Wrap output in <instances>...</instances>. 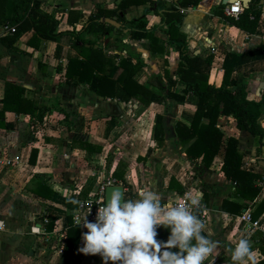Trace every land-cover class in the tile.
<instances>
[{"label":"crops","instance_id":"obj_1","mask_svg":"<svg viewBox=\"0 0 264 264\" xmlns=\"http://www.w3.org/2000/svg\"><path fill=\"white\" fill-rule=\"evenodd\" d=\"M119 1L29 0L26 6L23 0H0V38L6 34L1 30L2 23L21 29L11 47L0 41V160L10 161L9 165L0 163V264H103L100 256L78 251L82 247L81 233L87 229L75 226L72 217L78 205L70 200L95 196L97 187L106 179L123 187L125 199L136 198L138 189L143 187H154L164 203L186 194H202L204 210H197L206 226L202 234L219 242L205 264H230L224 246L242 237L249 239L256 264H264V209L255 219L250 215L264 195V181L255 182L261 189L249 201L235 194L233 182L224 178L220 157L214 156L210 165L204 167L200 153L196 157L187 155L185 147L189 142H177L173 124L177 120L189 124L196 97L169 99L162 90L146 83L149 75L157 74L164 87L167 80L174 81L169 87L172 94L182 95L183 84L174 74L178 54L164 42L162 33L154 31L153 35L163 45V54L152 53L147 39H121L126 49L140 53L145 65L136 81L151 91L147 105L134 98L124 102L99 96L83 84L66 79L67 60L79 57L69 47L67 35L54 41L29 40L34 34L28 18L33 2L58 21L56 32H66L72 28L77 31L90 14L111 8ZM219 5L226 6L220 0H200L194 6L180 7L178 29L185 35L186 48L192 55L211 56L208 83L218 86L223 74L228 79L239 78L246 98L257 101L264 96V0L256 3L259 15L253 33L230 23L224 17H228L224 7ZM155 6L132 3L116 13L126 22L146 14L148 27L160 26L158 13L152 12ZM220 11L223 17L217 15ZM105 17L116 20V15ZM110 31L95 45L105 53L125 55V49L113 45L114 30ZM120 71L115 63L108 77L114 80ZM6 82L24 89L21 98L39 99L46 105L41 123L26 113L2 109ZM156 114L162 116V142L151 138ZM257 122L264 129V107ZM216 127L224 136L236 139L242 152L240 168L261 170L263 177L264 171L252 155V136L235 129L231 117L219 115ZM260 159L264 160V135ZM48 192L51 194L47 198ZM232 203L245 208L232 213ZM244 212L258 226L247 227L240 219ZM68 225L70 246L65 247ZM157 231L159 241H166L170 235V230L163 227Z\"/></svg>","mask_w":264,"mask_h":264},{"label":"trees","instance_id":"obj_2","mask_svg":"<svg viewBox=\"0 0 264 264\" xmlns=\"http://www.w3.org/2000/svg\"><path fill=\"white\" fill-rule=\"evenodd\" d=\"M23 1L27 6L29 0ZM199 1L170 0L167 4L161 0H120L117 5L111 8H101L96 14H90L86 22L77 31L72 28V30L66 32H56L58 21L53 18L51 13L41 10L37 2H33L28 11V18L33 23L34 34L30 36L29 40L34 38L54 41L60 35H67L69 47L79 57L67 60L64 70L66 79H69L71 83L83 84L89 91L99 96L115 98L124 102L134 98L143 105H147L151 91L136 81V77L145 65L140 53L134 49H126V45L121 42V39H147L149 47L147 48L152 53L163 54V45H159L158 39L153 35L154 31L162 33L165 36L164 42L171 45L178 54L174 74L177 80L183 84L182 95L172 94L169 87L174 84V81L167 80V87H164L161 77L157 74L149 75L146 83L150 87L162 90L163 95L169 99L183 100L185 95L196 97L189 124L186 125L178 120L173 124L177 142L181 145H186L189 142L185 147L186 154L196 157L200 153L201 165L204 167L210 165L214 156L220 157V171L225 179L235 185L234 193L239 197L252 201L259 195L261 189L255 182L257 180L264 181V175L261 177V170L247 171L240 168L242 152L237 147V141L232 136L223 135L216 127V119L219 115L231 117L235 129L247 131L253 138L252 155L256 160H259L264 129L259 125L257 119L263 111L264 96L257 101L246 98L245 86L241 80L239 78L228 79L224 74L218 86L208 83L211 56L192 55L186 48L185 35L178 29L181 22L179 8L194 6ZM257 2L258 0H250L249 6L242 8L235 17L231 15L224 17L237 28L247 33H253L259 15L258 9H255ZM132 3L147 4L150 7L155 4V9L152 12L158 13L162 24L148 27L146 14L131 22H126L116 12ZM219 7L224 6L219 5ZM115 15L116 21L123 24L121 26L125 28V31L98 21L99 17ZM217 15L223 17L221 11L217 12ZM67 24L72 25L69 22ZM111 29L114 30L112 34L113 45L125 49V55L114 56V54L103 52L101 47L95 45L99 39L109 36ZM20 31L19 28L12 33L4 34L0 38L1 43L5 47H11V44L19 37ZM261 51L264 55V48ZM115 63L121 68V71L112 80L108 77V73ZM163 75H166L165 71ZM23 91L24 89L19 85L6 82L3 98L1 99L2 109L26 113L36 123H41L48 108L39 99L21 98L20 94ZM12 105L13 108L11 109L10 106ZM64 118H66V115H64ZM162 135V116L156 114L151 138L154 142H162ZM201 190L203 193L202 187ZM34 192L38 193L39 191L35 189ZM50 194L48 192L46 197H50ZM233 205L234 211L232 213H240L245 208L240 204ZM263 209L264 195L250 213L251 219H255ZM67 222H70L69 217H67ZM70 230L71 227L68 225L65 233V247L70 246V243L67 242L68 236L70 237Z\"/></svg>","mask_w":264,"mask_h":264},{"label":"clouds","instance_id":"obj_3","mask_svg":"<svg viewBox=\"0 0 264 264\" xmlns=\"http://www.w3.org/2000/svg\"><path fill=\"white\" fill-rule=\"evenodd\" d=\"M163 199L154 187L140 188L136 198L127 200L119 187H111L99 201L94 221L87 219L91 201L86 214L76 216L75 226L87 229L78 251L100 256L103 264H205L219 242L202 234L206 226L197 215L202 194ZM70 203L81 205L75 199ZM159 227L170 230L166 241L157 240ZM224 249L230 264H256L247 238L230 240Z\"/></svg>","mask_w":264,"mask_h":264},{"label":"built area","instance_id":"obj_4","mask_svg":"<svg viewBox=\"0 0 264 264\" xmlns=\"http://www.w3.org/2000/svg\"><path fill=\"white\" fill-rule=\"evenodd\" d=\"M241 9L242 8H241L240 3L238 1H233V2H230V3L226 4V6H224L223 12L226 15L236 16V14H238L241 11ZM1 30L4 33H12V32L15 31V27L14 26H11V25H8L6 23H2L1 24ZM0 163L1 164H5V165H9L10 164V161L7 160V159H5V160H0ZM113 183H114L113 180L106 179L101 184H99V186L97 187L95 196L88 197L86 199L81 200L80 201L81 202V205H78L77 209L73 213V217H72L73 222H75V218H76L77 215L84 216L86 214V212L88 210L87 209V204L90 201L93 202V205H92V208H91V213L87 216V219L89 221H94L95 220V215H96V209H97V206H99V201H101L103 199V190H104V187L106 185H110V184H113ZM182 198H179V199H177L175 201H179ZM198 210H202L203 211L204 210V206L201 204V207ZM240 219L243 220L244 222H246L247 227H251L252 228V227L258 226V224H257L256 221H253V222L251 221L250 216H249V214L247 212L242 213L241 216H240ZM57 251L58 252H61V249H58Z\"/></svg>","mask_w":264,"mask_h":264},{"label":"water","instance_id":"obj_5","mask_svg":"<svg viewBox=\"0 0 264 264\" xmlns=\"http://www.w3.org/2000/svg\"><path fill=\"white\" fill-rule=\"evenodd\" d=\"M233 1H238L240 3V5H241V8L248 7L249 0H220V3L223 5V4H227V3L233 2ZM260 2H262V0H260ZM98 21L101 22V23L109 24V25L113 26L114 28H119V29H122L123 31H125V28H122L120 23L117 22L114 19H111V18H108V17H100V18H98ZM257 165L260 166L263 169V171H264V160H261V159L257 160ZM111 187H119L122 190V192H123V187L120 184H110V185H106L104 187L103 196H104V193L107 190H109ZM123 194H124V192H123Z\"/></svg>","mask_w":264,"mask_h":264},{"label":"rangeland","instance_id":"obj_6","mask_svg":"<svg viewBox=\"0 0 264 264\" xmlns=\"http://www.w3.org/2000/svg\"><path fill=\"white\" fill-rule=\"evenodd\" d=\"M54 2H56V1H54ZM101 2L103 3L104 2V0H101ZM169 107V106H168ZM173 107V106H172ZM149 121V120H148Z\"/></svg>","mask_w":264,"mask_h":264}]
</instances>
